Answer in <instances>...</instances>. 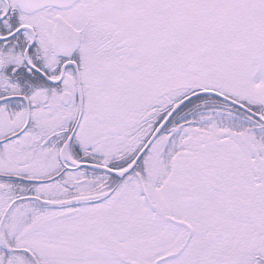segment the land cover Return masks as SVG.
Listing matches in <instances>:
<instances>
[{"label": "snow or ice", "instance_id": "1", "mask_svg": "<svg viewBox=\"0 0 264 264\" xmlns=\"http://www.w3.org/2000/svg\"><path fill=\"white\" fill-rule=\"evenodd\" d=\"M0 264H264V0H0Z\"/></svg>", "mask_w": 264, "mask_h": 264}]
</instances>
